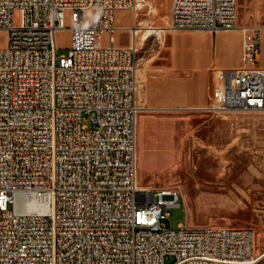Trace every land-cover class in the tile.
I'll use <instances>...</instances> for the list:
<instances>
[{"label": "built area", "instance_id": "built-area-1", "mask_svg": "<svg viewBox=\"0 0 264 264\" xmlns=\"http://www.w3.org/2000/svg\"><path fill=\"white\" fill-rule=\"evenodd\" d=\"M143 1L0 0V264L264 261L251 228H165L181 192L139 183ZM125 10L134 22L120 45ZM169 19L163 31L242 32V67L218 70L210 103L192 110L264 112V27L239 26L238 0H171Z\"/></svg>", "mask_w": 264, "mask_h": 264}, {"label": "rangeland", "instance_id": "rangeland-1", "mask_svg": "<svg viewBox=\"0 0 264 264\" xmlns=\"http://www.w3.org/2000/svg\"><path fill=\"white\" fill-rule=\"evenodd\" d=\"M142 4L137 19L141 27L168 30L171 0H144ZM238 17L242 25L263 26L264 0H239ZM18 18L17 13L15 22ZM133 18L134 11L129 10L121 21L128 27ZM65 25L71 26L69 13ZM144 33L143 29L137 37L138 103L146 107L138 118L139 183L155 189L173 187L181 192L182 206L168 210L170 216L162 220L165 228L186 223L251 228L256 235V255L261 254L264 252V112L208 113L147 108L145 76L155 64L165 60L163 56L168 53L172 32L163 31L145 40ZM6 37V33L0 32V48L6 45ZM57 42L59 54H65L71 43L69 29L58 32ZM129 42V31L119 28L116 43L128 45ZM171 263L172 260L167 261Z\"/></svg>", "mask_w": 264, "mask_h": 264}, {"label": "crops", "instance_id": "crops-1", "mask_svg": "<svg viewBox=\"0 0 264 264\" xmlns=\"http://www.w3.org/2000/svg\"><path fill=\"white\" fill-rule=\"evenodd\" d=\"M239 3V0H238ZM125 11H118L115 24ZM130 15V14H129ZM134 18L131 20V26ZM239 26H252L239 23ZM4 33V32H2ZM165 60L155 64L145 76L144 99L152 110L200 109L210 103L216 74L220 69L242 67V32L239 29L208 32L173 31L169 35Z\"/></svg>", "mask_w": 264, "mask_h": 264}, {"label": "bare ground", "instance_id": "bare-ground-1", "mask_svg": "<svg viewBox=\"0 0 264 264\" xmlns=\"http://www.w3.org/2000/svg\"><path fill=\"white\" fill-rule=\"evenodd\" d=\"M141 5H143L142 2L139 3L138 7L140 8ZM143 29H144V31H145V33L147 35H151V36H153L155 34H160V33L163 32V28L156 27V26H151V27L149 26V27H146V28H143ZM139 32H141V31H138L137 33H139ZM200 171L201 170H198L197 173H200ZM213 175H214V172H213V170H211L210 173H209V177L212 178Z\"/></svg>", "mask_w": 264, "mask_h": 264}]
</instances>
